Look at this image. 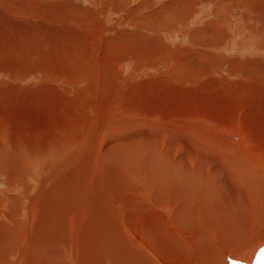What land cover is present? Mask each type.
<instances>
[{
	"label": "bare ground",
	"instance_id": "bare-ground-1",
	"mask_svg": "<svg viewBox=\"0 0 264 264\" xmlns=\"http://www.w3.org/2000/svg\"><path fill=\"white\" fill-rule=\"evenodd\" d=\"M144 63L135 66L154 65ZM126 73L116 75L118 90H80L78 116L66 101H44L47 112L36 97L22 105L27 122L70 113L72 126L46 132L32 148L0 149V172L10 180L0 203V264H264L262 170L244 151L217 150L200 124L145 119L157 106L123 91ZM32 159L39 170L30 177L24 165ZM130 209L153 217L147 240L121 227L119 215Z\"/></svg>",
	"mask_w": 264,
	"mask_h": 264
},
{
	"label": "rangeland",
	"instance_id": "rangeland-1",
	"mask_svg": "<svg viewBox=\"0 0 264 264\" xmlns=\"http://www.w3.org/2000/svg\"><path fill=\"white\" fill-rule=\"evenodd\" d=\"M124 12L134 22H125ZM142 62L155 66L141 70ZM122 73L123 91L137 90L141 104L158 107L145 119L200 124L217 150L244 151L264 175V0H0V149L16 142L32 148L46 132L72 126L70 113L27 122L25 102L36 97L41 109L49 100L74 103L78 116L80 90H118ZM25 165L30 177L39 170L36 159ZM9 181L0 172V203ZM133 209L119 223L145 241L153 217Z\"/></svg>",
	"mask_w": 264,
	"mask_h": 264
}]
</instances>
